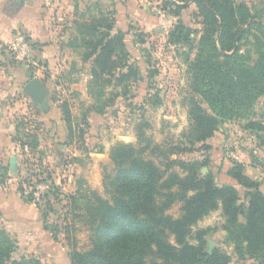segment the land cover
I'll return each instance as SVG.
<instances>
[{
    "label": "trees",
    "instance_id": "16d2710c",
    "mask_svg": "<svg viewBox=\"0 0 264 264\" xmlns=\"http://www.w3.org/2000/svg\"><path fill=\"white\" fill-rule=\"evenodd\" d=\"M188 1L168 0L165 7L179 17ZM194 2L203 18L200 39L196 41L197 31L181 20L168 36L169 45L196 50L189 65L192 95L185 142L162 149L153 145L145 134L147 125L141 124L139 148L124 143L112 148L114 171L105 175L103 182L107 198L92 189H79L70 197L72 213L91 233L90 248L73 249L71 264H232L233 257L219 248L211 255L207 252L210 229L193 232L201 220L218 210L225 218L222 230L227 244L234 247L237 264H264V192L260 183L244 174L242 164L235 163L228 175L245 190L242 197L234 185H218L212 173L200 171L208 161L169 159L171 154L194 152L197 144L209 149L206 142L222 124L247 116L259 99H264L262 15L237 0ZM87 12L74 21L67 47L79 60L71 72L81 71L89 77L87 92L95 101L89 111L103 116L120 100L128 99L132 86L144 78L140 68L131 63L126 33H113L115 22L106 13ZM144 42L140 38V43ZM236 47V52L227 55ZM155 73L150 72L148 80ZM71 82H79V78ZM59 108L70 135H76L69 102L63 101ZM22 126L17 125L13 141L37 149L38 135L21 133ZM247 128L258 132L257 139L264 147V124L251 122ZM148 151L166 159L163 169L145 157ZM174 167L185 175L173 171ZM34 200L32 193L26 202ZM177 203H182V213L174 218L168 211ZM57 235H53L55 240ZM16 250V241L0 229V264H43L36 258L14 260Z\"/></svg>",
    "mask_w": 264,
    "mask_h": 264
},
{
    "label": "rangeland",
    "instance_id": "374dc122",
    "mask_svg": "<svg viewBox=\"0 0 264 264\" xmlns=\"http://www.w3.org/2000/svg\"><path fill=\"white\" fill-rule=\"evenodd\" d=\"M167 1L69 0L73 9L68 14L66 6L60 11L59 18L54 8L55 19L61 23L63 30H71L70 37L74 28L67 25L88 15V10L94 14L101 11L111 17L115 22L113 33H126L131 63L140 68L144 80L132 86L128 99L120 100L103 116L89 111L95 101L88 92L83 95L76 88L61 86L58 82L56 86L61 88L54 87L48 101L57 108L60 106L57 104L59 101L69 102L73 123L77 128L74 136L70 135L64 122L61 126L40 122L38 119L42 118V112L48 110L34 108L30 111L32 114L17 113L13 119L4 116L1 129L14 121L15 132L12 137L15 138L17 125L23 124L21 133L38 135L40 143L37 149L32 150L13 141L16 150L5 146L8 140L0 141V229L8 232L17 243L14 260L36 258L43 264H71L69 255L73 249L86 251L90 248V230L75 218L70 197L79 189H92L107 198L103 182L105 175L114 171L111 150L118 143L139 148V125H147L146 136L153 145H160L162 149L185 142L184 135L190 127L189 99L192 95L189 65L196 56V50L184 45H169L168 36L181 20L187 27L197 31L195 37L198 41L203 31V18L194 0L185 4L186 9L179 17L170 13V7H165ZM237 2L246 3L253 13H259L264 18V0ZM140 38L145 40L144 44L140 43ZM245 52L246 48L242 53ZM63 54L70 61L73 60L64 69L71 74H82L81 71L71 72L78 60L77 55L69 48H64ZM152 71L156 73L148 80ZM263 104L264 99L260 98L247 116L222 124L206 142L209 149L197 144L194 152L171 154L169 159L200 163L208 161V166L202 165L200 171L212 173L218 185H234L243 197L245 190L228 175L234 164L240 163L244 174L260 183L264 192V147L257 139L258 132L247 128L251 122L264 124ZM127 137L129 140L125 141ZM12 157H17L16 169L13 171L10 168ZM145 157L164 168L166 159L163 156L148 151ZM173 171L185 175L179 167H174ZM32 193L34 202H26ZM181 208L182 203H177L168 214L178 218L182 213ZM224 223L225 218L218 210L201 220L193 232L210 229L206 250H209V241H212V251L219 248L233 257L232 264H237L234 247L227 244L222 230ZM56 232L57 240L53 238Z\"/></svg>",
    "mask_w": 264,
    "mask_h": 264
},
{
    "label": "crops",
    "instance_id": "0c3cea01",
    "mask_svg": "<svg viewBox=\"0 0 264 264\" xmlns=\"http://www.w3.org/2000/svg\"><path fill=\"white\" fill-rule=\"evenodd\" d=\"M66 6L68 7L66 12L70 14L72 7L69 0H0V126L4 124V116L13 119L17 113L26 115L32 114L30 111L34 108L40 110L22 93V87L33 78L46 83L50 93L54 87L60 89L65 85L87 95L88 75L71 74L64 69L73 63V60L70 61L71 59L63 54L64 48L68 49L71 30H63L61 23L57 22L60 11ZM54 8L57 11L56 19ZM67 26L71 28L73 24ZM18 33L25 35L31 45L33 64L30 66L15 60L10 51V43ZM72 78H79V82H71ZM58 82L62 84L59 87L56 86ZM48 99L46 100L49 105L48 111L42 112V115L40 114L42 118L38 120L61 126L64 122L61 110ZM63 101L57 104L60 105ZM13 123L14 121H11L6 128H0V141L8 140L5 146L17 150L12 140L15 132Z\"/></svg>",
    "mask_w": 264,
    "mask_h": 264
},
{
    "label": "water",
    "instance_id": "95a60500",
    "mask_svg": "<svg viewBox=\"0 0 264 264\" xmlns=\"http://www.w3.org/2000/svg\"><path fill=\"white\" fill-rule=\"evenodd\" d=\"M237 47L235 50L227 55H232L234 52H236ZM22 93L23 95L30 98L32 103L38 107L42 111H46L49 107L47 103V99L50 95V91L46 86V83H44L42 80L38 78H33L30 81H28L23 87H22ZM129 138H125V141H128ZM17 165V157H12L10 162V168L11 170H15ZM209 250L207 251L210 255L212 254V249L214 247V243L212 241H209Z\"/></svg>",
    "mask_w": 264,
    "mask_h": 264
},
{
    "label": "built area",
    "instance_id": "2783aa9c",
    "mask_svg": "<svg viewBox=\"0 0 264 264\" xmlns=\"http://www.w3.org/2000/svg\"><path fill=\"white\" fill-rule=\"evenodd\" d=\"M10 51L15 60H17L18 62H21L26 66H30L33 64L31 58L32 48L29 41L23 34H16L13 41L10 43ZM39 188L43 189L44 187Z\"/></svg>",
    "mask_w": 264,
    "mask_h": 264
}]
</instances>
